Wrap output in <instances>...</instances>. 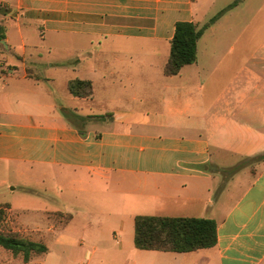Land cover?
I'll return each mask as SVG.
<instances>
[{
	"label": "crops",
	"instance_id": "1",
	"mask_svg": "<svg viewBox=\"0 0 264 264\" xmlns=\"http://www.w3.org/2000/svg\"><path fill=\"white\" fill-rule=\"evenodd\" d=\"M233 1L0 0V42L25 61L0 63V162L57 190L0 199L8 230L48 247L25 261L0 245V264H264V29L250 28L264 0L228 8L196 62L164 71L176 22ZM43 48L76 54L43 73L25 60ZM77 77L92 95L70 92ZM138 214L213 218L218 242L140 249Z\"/></svg>",
	"mask_w": 264,
	"mask_h": 264
},
{
	"label": "trees",
	"instance_id": "2",
	"mask_svg": "<svg viewBox=\"0 0 264 264\" xmlns=\"http://www.w3.org/2000/svg\"><path fill=\"white\" fill-rule=\"evenodd\" d=\"M240 0H234L227 7L214 15L208 23L200 26L195 21L179 20L171 39L170 56L165 64L167 75L178 74L183 66L197 61L198 40L209 24L221 16L228 8L237 5ZM5 35L0 33V39ZM70 92L77 96H90L94 91L90 79L74 78L68 83ZM264 158V153L258 155ZM240 164L235 167L238 169ZM6 205L0 203V221ZM218 242L217 221L209 217L165 216L138 214L135 216V245L140 249H157L168 251H193L215 246ZM0 245L14 254H22L28 261L33 254L48 250L45 243L31 240L12 230H0Z\"/></svg>",
	"mask_w": 264,
	"mask_h": 264
},
{
	"label": "rangeland",
	"instance_id": "3",
	"mask_svg": "<svg viewBox=\"0 0 264 264\" xmlns=\"http://www.w3.org/2000/svg\"><path fill=\"white\" fill-rule=\"evenodd\" d=\"M251 20V29H264V18L261 19V14L253 17ZM37 26H32L34 30ZM35 34V32H33ZM36 37V35H34ZM7 43L0 42V63L2 62H14V64L19 66V69H24V62L19 45H11L10 49L7 48ZM33 56L28 53L26 57V63L29 67L32 66L33 61H38L41 64L42 72L47 73L50 67L46 66L47 63L51 62H68L73 59L75 54L72 51L64 49H48L43 48L38 53H32ZM5 65V63H4ZM0 65V72H1ZM250 159L244 160L242 163L245 164L249 162ZM36 166L29 163L22 164H10L7 165L6 162H0V199H11L15 197L31 196L33 198L37 196H44L48 202L50 201V196L56 194L57 190L44 191L38 188L37 176H36ZM7 210H5L2 220L0 221V230L7 231L11 229L9 224L5 222L8 216Z\"/></svg>",
	"mask_w": 264,
	"mask_h": 264
}]
</instances>
